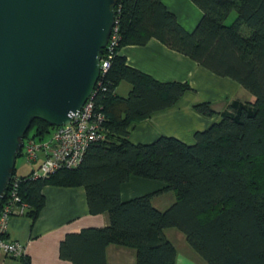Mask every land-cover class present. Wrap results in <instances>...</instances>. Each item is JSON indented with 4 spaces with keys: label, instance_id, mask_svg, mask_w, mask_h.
<instances>
[{
    "label": "trees",
    "instance_id": "trees-1",
    "mask_svg": "<svg viewBox=\"0 0 264 264\" xmlns=\"http://www.w3.org/2000/svg\"><path fill=\"white\" fill-rule=\"evenodd\" d=\"M201 11L186 31L161 0H116L119 35L109 67L94 88V109L103 114L102 137L78 166L46 177L13 176L23 212L34 220L43 206L44 185L82 186L90 214L105 213L101 227L66 233L58 255L71 264H106L108 245L134 250L135 264H174L175 247L163 230L174 228L205 264H264V0H190ZM234 18L225 23L230 13ZM154 38L218 76L228 77L252 99H229L223 110L209 102L192 105L213 120L193 133V142L159 135L149 143L129 140V127L173 106L190 90L187 82L158 81L125 63L120 46ZM129 84L125 96L114 91ZM33 119L23 136L41 139L53 128ZM22 155V146L16 157ZM15 157V158H16ZM130 176L158 181L155 190L125 200L119 186ZM171 192L166 208L155 194ZM6 236V235H5ZM17 259L28 264L23 253Z\"/></svg>",
    "mask_w": 264,
    "mask_h": 264
},
{
    "label": "crops",
    "instance_id": "crops-1",
    "mask_svg": "<svg viewBox=\"0 0 264 264\" xmlns=\"http://www.w3.org/2000/svg\"><path fill=\"white\" fill-rule=\"evenodd\" d=\"M171 11L176 21L191 31L201 16V11L190 0H161ZM117 53L125 63L150 75L158 81L187 82L190 90L184 92L177 102L164 110L151 113L145 119L129 127V140L133 143H149L159 135L173 136L185 143L193 142V133L203 130L213 120L192 109L198 102H209L213 109L223 110L227 99L249 101L250 95L239 94L240 85L223 76L215 75L189 57L178 53L154 38L143 44L120 46ZM129 84L120 81L114 91L125 96ZM238 92L239 97L236 93ZM16 159V158H15ZM26 162L25 170L16 175L29 174L38 164ZM160 186L158 181L130 176L119 186V198L125 200L148 193ZM43 206L34 220L24 214L10 216L5 224L8 239L18 241L23 247L28 264H71L58 255V244L66 233L78 232L86 227H101L107 222L105 213L90 214L87 209L82 186L63 187L44 185L41 188ZM173 201L171 192L155 194L151 198L153 207L166 208ZM164 236L175 247L174 264H205L186 244L181 232L174 228L163 230ZM106 264H135L134 250L127 247L108 245L105 248ZM0 264H21L20 260L0 254Z\"/></svg>",
    "mask_w": 264,
    "mask_h": 264
},
{
    "label": "water",
    "instance_id": "water-1",
    "mask_svg": "<svg viewBox=\"0 0 264 264\" xmlns=\"http://www.w3.org/2000/svg\"><path fill=\"white\" fill-rule=\"evenodd\" d=\"M116 0H0V199L33 119L67 124L92 93Z\"/></svg>",
    "mask_w": 264,
    "mask_h": 264
},
{
    "label": "built area",
    "instance_id": "built-area-1",
    "mask_svg": "<svg viewBox=\"0 0 264 264\" xmlns=\"http://www.w3.org/2000/svg\"><path fill=\"white\" fill-rule=\"evenodd\" d=\"M118 40L114 18L113 27L100 54L99 76L95 86L101 84ZM93 96L94 89L67 124L54 126L47 137L28 138L22 143V155L26 162L39 159L37 166L29 173L31 178L46 177L57 170L78 166L88 146L102 137L101 124L104 117L100 111L94 109ZM16 187L17 178L13 176L0 205V254L13 258L23 254V247L18 241L5 236V224L10 216L23 214L27 208V204L20 201Z\"/></svg>",
    "mask_w": 264,
    "mask_h": 264
},
{
    "label": "rangeland",
    "instance_id": "rangeland-1",
    "mask_svg": "<svg viewBox=\"0 0 264 264\" xmlns=\"http://www.w3.org/2000/svg\"><path fill=\"white\" fill-rule=\"evenodd\" d=\"M234 18V12H231L229 17L225 20V23H230L232 21V19ZM239 89L241 90V92L239 94H243L241 96H244V95H250L245 89H243L241 86L239 87ZM237 97H239V94L238 92L236 93ZM251 96V95H250ZM229 99H227L226 101L228 102ZM245 101V100H244ZM48 135L46 134L45 137H47ZM15 167L17 169V171H20V170H25L27 167H28V164L26 163L23 155H19L16 157L15 159Z\"/></svg>",
    "mask_w": 264,
    "mask_h": 264
}]
</instances>
